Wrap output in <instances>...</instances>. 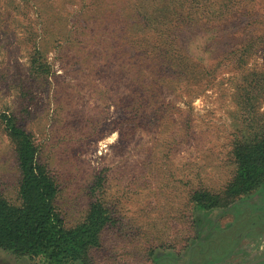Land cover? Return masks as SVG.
I'll use <instances>...</instances> for the list:
<instances>
[{
    "label": "rangeland",
    "instance_id": "rangeland-1",
    "mask_svg": "<svg viewBox=\"0 0 264 264\" xmlns=\"http://www.w3.org/2000/svg\"><path fill=\"white\" fill-rule=\"evenodd\" d=\"M211 2L0 0V115L38 147L66 228L95 201L111 217L75 264H264V188L193 201L224 192L235 145L264 136V6L209 21ZM19 182L0 121L11 204ZM0 264L47 263L0 250Z\"/></svg>",
    "mask_w": 264,
    "mask_h": 264
},
{
    "label": "trees",
    "instance_id": "trees-1",
    "mask_svg": "<svg viewBox=\"0 0 264 264\" xmlns=\"http://www.w3.org/2000/svg\"><path fill=\"white\" fill-rule=\"evenodd\" d=\"M215 1H218L219 10H213V15L217 16H209V21L228 19L224 15L251 17L257 4L264 6V0H212L211 4ZM167 54H160L158 59L164 60ZM177 56L189 67L186 57ZM0 121L15 147L20 172L18 203L11 204L0 194V250L15 257L42 259L47 264L84 262L89 251L100 244L101 232L111 221L109 210L101 201H95L80 224L66 228L54 204L58 187L40 164L38 147L30 134L12 115L2 114ZM233 156L236 174L224 192L216 195L194 193L193 201L200 209L227 207L234 200L264 188V136L255 133L238 142Z\"/></svg>",
    "mask_w": 264,
    "mask_h": 264
},
{
    "label": "water",
    "instance_id": "water-1",
    "mask_svg": "<svg viewBox=\"0 0 264 264\" xmlns=\"http://www.w3.org/2000/svg\"><path fill=\"white\" fill-rule=\"evenodd\" d=\"M257 262L253 263V264H256Z\"/></svg>",
    "mask_w": 264,
    "mask_h": 264
}]
</instances>
